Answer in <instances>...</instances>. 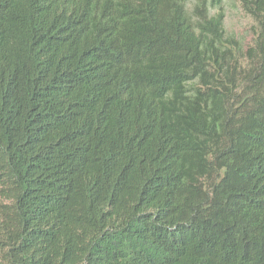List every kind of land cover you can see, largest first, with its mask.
I'll list each match as a JSON object with an SVG mask.
<instances>
[{
    "label": "trees",
    "instance_id": "trees-1",
    "mask_svg": "<svg viewBox=\"0 0 264 264\" xmlns=\"http://www.w3.org/2000/svg\"><path fill=\"white\" fill-rule=\"evenodd\" d=\"M0 0V264H264V0Z\"/></svg>",
    "mask_w": 264,
    "mask_h": 264
},
{
    "label": "rangeland",
    "instance_id": "rangeland-1",
    "mask_svg": "<svg viewBox=\"0 0 264 264\" xmlns=\"http://www.w3.org/2000/svg\"><path fill=\"white\" fill-rule=\"evenodd\" d=\"M224 9L226 13L225 29L227 33L242 38L247 42L250 41L253 21L242 10L240 0H224Z\"/></svg>",
    "mask_w": 264,
    "mask_h": 264
}]
</instances>
